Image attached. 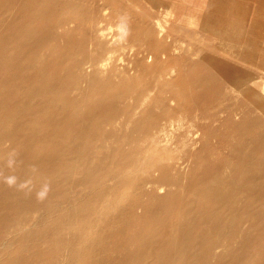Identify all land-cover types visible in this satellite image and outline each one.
<instances>
[{
	"label": "rangeland",
	"instance_id": "obj_1",
	"mask_svg": "<svg viewBox=\"0 0 264 264\" xmlns=\"http://www.w3.org/2000/svg\"><path fill=\"white\" fill-rule=\"evenodd\" d=\"M0 264H264V0H0Z\"/></svg>",
	"mask_w": 264,
	"mask_h": 264
},
{
	"label": "bare ground",
	"instance_id": "obj_2",
	"mask_svg": "<svg viewBox=\"0 0 264 264\" xmlns=\"http://www.w3.org/2000/svg\"><path fill=\"white\" fill-rule=\"evenodd\" d=\"M69 18H70V17H69ZM160 22H161V21H160ZM156 24H157V23H156ZM160 25H161V24H160ZM161 27H162V26H161ZM161 29H162V28H161ZM162 30H164V29H162ZM51 31H52V29H51ZM159 31H160V29H159ZM101 33H102V32H101ZM160 33H162V31H160ZM160 33H159V34H160ZM103 34H104V32L102 33V35H103ZM102 37H103V36H102ZM100 38H101V37H100ZM98 39H99V38H98ZM98 39H97V40H98ZM102 40H103V39H102ZM106 40H107V39H106ZM104 42H105V40H104ZM152 52H153V51H152ZM154 52H155V51H154ZM163 54H164V53H163ZM146 55H147V54H146ZM153 55H154V54L152 53L151 55L149 54L148 56H146L147 59H148V61H152V59H153ZM195 55H196V54H195ZM159 56H160V55H159ZM165 56H166V55H165ZM146 57H145V58H146ZM145 58H144V59H145ZM165 58H166V57H165ZM108 59H110V56H109ZM108 59H107V60H108ZM166 59H167V58H166ZM90 60H91V59H90ZM107 60H105V61H107ZM88 61H89V59H88ZM91 61H92V60H91ZM103 61H104V58H103L102 62H103ZM87 63H88V62H87ZM87 63H86V64H87ZM91 63H92V62H91ZM95 63H96V62H95ZM104 63H105V62H104ZM104 63H103V64H104ZM92 64H94V63H92ZM92 64H91V65H92ZM96 64H97V63H96ZM84 65H85V64H84ZM104 65H105V64H104ZM89 66H90V65H89ZM84 67H87V66H84ZM93 67H94V66L92 65V68H93ZM97 68H98V67H97ZM82 69H83V68H82ZM86 69H88V68H85L84 70H86ZM94 69H96V68L94 67ZM84 70H83V72H84ZM88 70H89V69H88ZM88 70H87V71H88ZM87 73H88V72H87ZM87 73H86V74H87ZM86 76H87V75H86ZM80 81H81V80H80ZM83 81H84V80H83ZM237 83H238V82H237ZM78 84H79V83H78ZM78 88H79V87H78ZM76 89H77V88H76ZM172 101H173V100H172ZM172 101H171V102H172ZM141 104H142V103H141ZM137 107H138V106H137ZM257 107H258V106H257ZM171 113H172V112H171ZM236 114H237V113H236ZM172 115H173V114H172ZM174 116H175V115H174ZM197 117H198V116H197ZM166 118H167V117H166ZM167 120H171L170 117H168ZM112 121H113V120H112ZM172 121H173V120H172ZM256 122H257V121H256ZM191 123H192V121H191ZM260 124H261V123H260ZM166 125H167L166 122H165V123L163 122V124L160 125V127L162 128V126H166ZM141 126H142V125H141ZM145 126H146V124H145ZM258 126H260V125L258 124ZM261 126H262V125H261ZM143 127H144V126H143ZM194 127H196V126H194ZM155 128H156V129H155L154 131L156 132V134H158V133H159V131H158V127H155ZM164 128H165V127H164ZM197 128H198V127H197ZM143 129H144V128H143ZM143 129H142V130H143ZM161 130H162V129H161ZM187 130H189V129H187ZM192 130H193V129H192ZM199 130H200V129H199ZM145 131H146V130H145ZM194 132H196V131H194ZM194 132L189 131L188 134L193 135ZM143 133H145V132L143 131ZM153 134H154V133H153ZM195 135H196V133H195ZM198 135H199V134H198ZM197 137H199V136H197ZM194 138H195V137H194ZM248 140H249V139H248ZM83 157H84V156H83ZM172 159L174 160V158H172ZM172 159H171V160H172ZM176 160H177V159H176ZM180 161H181V160H180ZM82 162H83V160H82ZM170 162H171V161H170ZM176 163H177V162H176ZM182 163H183V162H182ZM170 165H172V163H171ZM173 167H174V166H173ZM143 180H145V179H143ZM148 180H149V179H148ZM150 180L153 181V179H150ZM146 181H147V179H146ZM146 181H145V182H146ZM139 182L142 183V182H144V181H139ZM148 182H149V181H148ZM148 182H147V183H148ZM234 183H235V182H234ZM143 184H144V183H143ZM145 184H146V183H145ZM154 184H155V183H154ZM141 186H142V185H141ZM235 186H238V184H237V185L235 184ZM144 187H145V186H144ZM223 188H224V187H223ZM233 189H234V188H233ZM227 192H228V191H227ZM229 192L231 193V191H229ZM227 196H228V195H227ZM120 216H121V215H120ZM226 219H227V218H226ZM226 221H227V220H226ZM215 223H216V222H215ZM225 223H226V222H225ZM217 224H218V222H217ZM216 233H218V232H216ZM209 243H210V242H209ZM213 243H214V241H213ZM213 243H212V245H214ZM215 243H216V242H215ZM210 244H211V243H210ZM261 245H262V244H261ZM210 247H211V246H210ZM181 249H182V248H181ZM207 250L209 251V249H207ZM209 252H210V251H209ZM206 253H207V252H206Z\"/></svg>",
	"mask_w": 264,
	"mask_h": 264
},
{
	"label": "clouds",
	"instance_id": "obj_3",
	"mask_svg": "<svg viewBox=\"0 0 264 264\" xmlns=\"http://www.w3.org/2000/svg\"><path fill=\"white\" fill-rule=\"evenodd\" d=\"M39 195H40L41 197H43V195H44V192H41Z\"/></svg>",
	"mask_w": 264,
	"mask_h": 264
}]
</instances>
